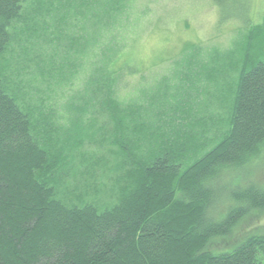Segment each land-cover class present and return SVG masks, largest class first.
Returning <instances> with one entry per match:
<instances>
[{"label": "rangeland", "instance_id": "1", "mask_svg": "<svg viewBox=\"0 0 264 264\" xmlns=\"http://www.w3.org/2000/svg\"><path fill=\"white\" fill-rule=\"evenodd\" d=\"M41 1V12L34 0L15 23L0 78L34 117L39 142L67 158L51 182L59 199L112 207L134 189L136 164L159 155L160 145L193 139L195 161L223 139L242 68L236 53L253 28L264 26V0H225L224 8L214 0H122L115 20L106 17L112 9L106 0L91 3L96 16L73 11L69 19L54 13L61 0ZM99 49L105 61L95 58ZM100 66L124 71L109 86L107 76L90 79ZM97 80L109 89L97 93ZM108 99L129 116L120 136L124 154ZM249 172L224 175L213 186L222 201L213 215L228 209L227 197L240 182L264 188V155ZM239 231L240 239L264 232V216Z\"/></svg>", "mask_w": 264, "mask_h": 264}, {"label": "trees", "instance_id": "2", "mask_svg": "<svg viewBox=\"0 0 264 264\" xmlns=\"http://www.w3.org/2000/svg\"><path fill=\"white\" fill-rule=\"evenodd\" d=\"M33 1L0 0V61L12 44L15 23ZM106 1L112 6L104 11L106 17L115 20L114 12L123 11L122 0ZM214 2L225 7V0ZM91 3L97 4L61 0L54 13L65 12L62 17L68 19L73 11L96 16ZM263 49L261 25L236 53L242 68L223 139L195 161L193 139L181 145L165 142L159 155L136 164L134 189L106 209L69 205L56 196L51 182L67 158L39 142L34 117L0 78V264H264V232L239 236L252 217L264 216V188L242 181L229 193L223 214L217 210L213 215L212 208L219 199L213 186L224 175L248 177L250 165L264 155ZM106 67H98L90 79L99 74L105 81L107 76L111 86V78L124 71L113 68L111 73ZM128 68L125 72L133 73ZM97 84V93L109 89ZM107 104L124 154L120 136L129 128V116L118 101Z\"/></svg>", "mask_w": 264, "mask_h": 264}]
</instances>
